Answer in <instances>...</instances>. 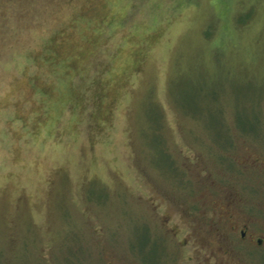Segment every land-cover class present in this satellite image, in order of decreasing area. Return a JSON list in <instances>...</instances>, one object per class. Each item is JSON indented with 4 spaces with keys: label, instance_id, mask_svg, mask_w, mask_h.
<instances>
[{
    "label": "rangeland",
    "instance_id": "obj_1",
    "mask_svg": "<svg viewBox=\"0 0 264 264\" xmlns=\"http://www.w3.org/2000/svg\"><path fill=\"white\" fill-rule=\"evenodd\" d=\"M226 198L264 199V0H0V264H157Z\"/></svg>",
    "mask_w": 264,
    "mask_h": 264
},
{
    "label": "flooded vegetation",
    "instance_id": "obj_2",
    "mask_svg": "<svg viewBox=\"0 0 264 264\" xmlns=\"http://www.w3.org/2000/svg\"><path fill=\"white\" fill-rule=\"evenodd\" d=\"M255 201L236 204L230 198L222 200L215 219L208 222L212 223L211 241L203 243L199 227L186 230L187 238L180 243L176 257L161 258L157 264H264V199ZM187 211L183 216L196 225L198 212ZM175 230H179L177 226Z\"/></svg>",
    "mask_w": 264,
    "mask_h": 264
}]
</instances>
